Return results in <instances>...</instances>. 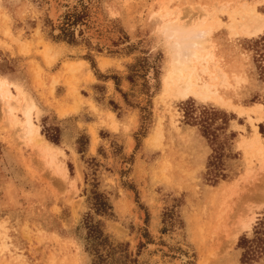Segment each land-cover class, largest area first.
I'll return each instance as SVG.
<instances>
[{"label": "rangeland", "instance_id": "374dc122", "mask_svg": "<svg viewBox=\"0 0 264 264\" xmlns=\"http://www.w3.org/2000/svg\"><path fill=\"white\" fill-rule=\"evenodd\" d=\"M244 6L264 15V0H0V264H264L239 246L264 216V28L241 30ZM172 21L210 30L207 94L168 81Z\"/></svg>", "mask_w": 264, "mask_h": 264}, {"label": "bare ground", "instance_id": "6f19581e", "mask_svg": "<svg viewBox=\"0 0 264 264\" xmlns=\"http://www.w3.org/2000/svg\"><path fill=\"white\" fill-rule=\"evenodd\" d=\"M235 9V14H241L240 11H250L244 14V21L237 20L239 27L245 33L251 36L258 35L264 28V15L260 14L255 8L249 7L246 10ZM236 8V7H235ZM235 24V23H234ZM210 30L205 23H198L192 25L191 23H179L176 21L166 24L165 33L173 40L175 51H173V68L172 77L169 78L171 85L175 87V92L183 97L194 93L197 96L207 94L211 91V84L202 78L196 64L203 58L204 52L207 51V34ZM211 54V52H209ZM207 68L203 70L206 72ZM8 86L5 80L0 81V86ZM1 100L7 104V111L12 114L14 110L13 103H11L12 92L8 88L0 92ZM222 103L226 101L220 99ZM15 105V104H14ZM36 104L32 99H29L28 105L24 106L23 112L25 115L24 128L27 132L33 131L34 123L32 119V110L36 108ZM262 112V106L258 107Z\"/></svg>", "mask_w": 264, "mask_h": 264}, {"label": "trees", "instance_id": "16d2710c", "mask_svg": "<svg viewBox=\"0 0 264 264\" xmlns=\"http://www.w3.org/2000/svg\"><path fill=\"white\" fill-rule=\"evenodd\" d=\"M239 246L243 249L242 260L245 263L264 255V216L255 226L253 236H242Z\"/></svg>", "mask_w": 264, "mask_h": 264}, {"label": "crops", "instance_id": "0c3cea01", "mask_svg": "<svg viewBox=\"0 0 264 264\" xmlns=\"http://www.w3.org/2000/svg\"><path fill=\"white\" fill-rule=\"evenodd\" d=\"M76 62H81V61H76Z\"/></svg>", "mask_w": 264, "mask_h": 264}]
</instances>
